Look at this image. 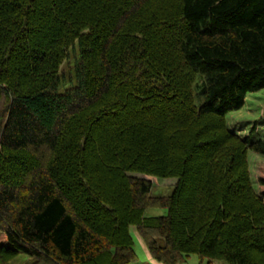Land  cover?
Here are the masks:
<instances>
[{"label":"trees","instance_id":"obj_1","mask_svg":"<svg viewBox=\"0 0 264 264\" xmlns=\"http://www.w3.org/2000/svg\"><path fill=\"white\" fill-rule=\"evenodd\" d=\"M262 86L264 0H0V264H126L130 224L161 264H264V136L225 122Z\"/></svg>","mask_w":264,"mask_h":264},{"label":"rangeland","instance_id":"obj_2","mask_svg":"<svg viewBox=\"0 0 264 264\" xmlns=\"http://www.w3.org/2000/svg\"><path fill=\"white\" fill-rule=\"evenodd\" d=\"M77 48V47H76ZM77 54V49H76ZM72 57V53L70 54ZM71 59V58H70ZM65 60L61 63L60 69L65 75L63 79L60 77V82L57 85V90L62 91L70 85L68 79V72L66 71L67 64ZM67 73V74H66ZM194 102L198 104L200 98L194 94ZM225 122L228 128L233 129L240 135H250L253 138L264 136V86L246 92L243 102L240 107L230 109L225 113ZM246 157L248 166L250 167V174L253 178L261 173V165L264 163L263 155L253 152L250 149L246 150ZM150 179L149 194L151 195H165L171 191V184L173 178L168 177H154L148 176ZM252 186L257 189L255 180H252ZM166 212L165 207L160 206H147L143 209V215H158ZM129 233L132 237V247L135 253V258L126 264H154V262L147 257L145 244L138 235L133 224L128 226ZM29 257L25 254H17L12 258L7 259V264H21ZM175 264H229L223 259H208L206 257H199L196 253H189L182 256Z\"/></svg>","mask_w":264,"mask_h":264},{"label":"crops","instance_id":"obj_3","mask_svg":"<svg viewBox=\"0 0 264 264\" xmlns=\"http://www.w3.org/2000/svg\"><path fill=\"white\" fill-rule=\"evenodd\" d=\"M145 249H146V254H147V257L150 258L154 264H161L159 261H157L156 259L152 258V256L150 255L149 251L147 250L146 246H144Z\"/></svg>","mask_w":264,"mask_h":264}]
</instances>
